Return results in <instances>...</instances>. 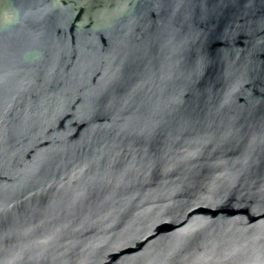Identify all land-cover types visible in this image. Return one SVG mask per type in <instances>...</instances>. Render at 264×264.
<instances>
[{"label": "water", "instance_id": "1", "mask_svg": "<svg viewBox=\"0 0 264 264\" xmlns=\"http://www.w3.org/2000/svg\"><path fill=\"white\" fill-rule=\"evenodd\" d=\"M0 264H264V0H0Z\"/></svg>", "mask_w": 264, "mask_h": 264}]
</instances>
